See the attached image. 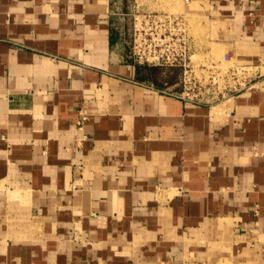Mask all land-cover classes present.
Here are the masks:
<instances>
[{"label":"crops","instance_id":"obj_1","mask_svg":"<svg viewBox=\"0 0 264 264\" xmlns=\"http://www.w3.org/2000/svg\"><path fill=\"white\" fill-rule=\"evenodd\" d=\"M180 2L244 89L179 98L120 0H0V264H264V0Z\"/></svg>","mask_w":264,"mask_h":264},{"label":"built area","instance_id":"obj_2","mask_svg":"<svg viewBox=\"0 0 264 264\" xmlns=\"http://www.w3.org/2000/svg\"><path fill=\"white\" fill-rule=\"evenodd\" d=\"M140 22L134 27L131 56L141 64L179 68L181 89L175 94L183 100L215 102L244 89L257 74L253 65L237 63L229 54L223 60L195 61L185 14L149 13Z\"/></svg>","mask_w":264,"mask_h":264},{"label":"rangeland","instance_id":"obj_3","mask_svg":"<svg viewBox=\"0 0 264 264\" xmlns=\"http://www.w3.org/2000/svg\"><path fill=\"white\" fill-rule=\"evenodd\" d=\"M120 2L121 3H119L118 9L120 18L117 21V25L119 27V30H122L125 27L127 39L129 41L131 49L134 37V27H140V21L143 15L149 13L184 14V12L180 9V0H120ZM193 59L197 62L206 61L204 60L203 56L200 55H194ZM216 59L223 60L224 56H218L216 57ZM172 74H178L179 82L181 70L179 68H176ZM178 88L179 90L181 89V86L179 84Z\"/></svg>","mask_w":264,"mask_h":264}]
</instances>
